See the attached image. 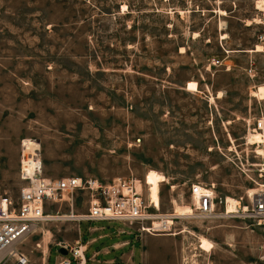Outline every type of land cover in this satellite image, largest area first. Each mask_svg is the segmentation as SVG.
<instances>
[{"label": "rangeland", "instance_id": "rangeland-1", "mask_svg": "<svg viewBox=\"0 0 264 264\" xmlns=\"http://www.w3.org/2000/svg\"><path fill=\"white\" fill-rule=\"evenodd\" d=\"M258 1L0 0V193L16 201L26 187L21 151H39L47 179L134 178L146 199L156 182L159 212L178 217L154 235L174 236L128 227L145 240L108 249L105 263L88 261L94 244L86 264H264V224L175 211L190 207L191 184L246 206L264 180V132L250 143L264 123V96L253 95L264 92V52L252 53L264 32ZM88 199L73 191L45 204L47 221L16 245L27 264H54L61 246L106 226L81 223L80 240L76 221H49L71 205L86 213Z\"/></svg>", "mask_w": 264, "mask_h": 264}, {"label": "built area", "instance_id": "built-area-1", "mask_svg": "<svg viewBox=\"0 0 264 264\" xmlns=\"http://www.w3.org/2000/svg\"><path fill=\"white\" fill-rule=\"evenodd\" d=\"M260 26H264L263 21ZM256 38L260 47L264 48V32ZM215 65L228 70V66L222 61L216 60ZM246 72L252 73L251 67ZM257 130L264 132V123L261 125L260 121L257 122L254 131ZM24 158V153L21 151L19 178L26 183V187L20 190L16 201L0 193V262L26 264L27 259L16 252V245L32 232L34 223L48 219L44 211L46 203L62 202L68 193L73 191L88 193V207L86 213L73 215L71 205V213L66 219H72L77 223L116 222L127 225L132 231L148 235L171 233L173 223L178 216L174 213L161 214L158 203L141 195L136 179H116L108 185L75 176L52 180L43 176L39 152L31 155L33 162L29 171L23 163ZM189 195L190 213L184 217L210 219L235 216L243 221L252 222L256 227L264 224V180L258 184L257 191L249 197L246 206L239 205L231 214L227 213L225 199L218 203L213 186L191 184ZM239 201L241 203L242 199ZM61 247L67 251L71 260L67 258V255L60 254L61 261L58 264L73 262L86 264L87 259L81 249L80 241H76L73 247Z\"/></svg>", "mask_w": 264, "mask_h": 264}, {"label": "crops", "instance_id": "crops-1", "mask_svg": "<svg viewBox=\"0 0 264 264\" xmlns=\"http://www.w3.org/2000/svg\"><path fill=\"white\" fill-rule=\"evenodd\" d=\"M256 50V49H255ZM244 53H251V51L248 49L246 51H244ZM219 92H216L215 94V102L222 100L223 97H218L217 94ZM222 93V92H220ZM19 177V175H18ZM97 223H106V226H102V227H91L88 228V240H86V244L82 245V241H81V246H84V255L87 253V251L89 250V248L94 245V244H99L100 247H97L94 252L92 253V255L90 256V258H88V261H97L100 263H105L109 260L108 258V253L105 252L108 249H110L109 251L112 254H116L117 252H119L118 254H120L121 252H123L126 248H131L132 250H134V244L137 241H143L145 240L143 238V235H134V232L129 231V228L127 225H122L120 223H116V222H97ZM81 223H78V232H79V239H81L80 237V230H79V225ZM95 234V235H94ZM94 235V236H93ZM133 236V239H130L129 237ZM152 236H174V235H152ZM147 242H151L149 241V239H146ZM148 245V244H147ZM61 261V258H57L54 264H58ZM2 263V262H1ZM0 263V264H1ZM99 263V264H100ZM48 264V262H47Z\"/></svg>", "mask_w": 264, "mask_h": 264}, {"label": "bare ground", "instance_id": "bare-ground-1", "mask_svg": "<svg viewBox=\"0 0 264 264\" xmlns=\"http://www.w3.org/2000/svg\"><path fill=\"white\" fill-rule=\"evenodd\" d=\"M256 6H257V10H259L260 11V13L261 12H263L264 13V0H260V1H258L257 3H256ZM219 14H220V16H224L225 15V13L224 12H221V11H219ZM256 21V20H255ZM254 21V22H255ZM258 21V20H257ZM260 22V24H262V21L260 20L259 21ZM226 38V37H225ZM262 52H264V50L260 47V46H257L256 47V50H254V51H252V53H262ZM254 95V97H258V98H260V97H262V96H264V92L262 91V89H260L259 90V92L257 93H254L253 94ZM261 125H262V123H261ZM261 140H262V137H261V134L257 131V132H255V134L254 135H252L251 137H250V143H252V144H255V143H261ZM23 147V141H22V143H21V148ZM38 152L39 151H35L34 153H32V154H30V155H27V156H24L25 158H24V160H23V163L27 166V168H26V170L27 171H29L30 170V167H31V165H32V159H31V155H36V154H38ZM258 153L259 154H262V151L259 149L258 150ZM26 159H28L29 161H30V163H28V164H26L25 163V160ZM147 178H148V174H147V176H146ZM146 182H148V180L146 181ZM150 182V181H149ZM140 182L139 181H137V187H138V189L140 190V187H141V185L139 184ZM146 187H147V195H148V198L150 199V200H152V201H154V202H156V203H158L159 204V186H158V184L156 183V182H153V183H151L150 184V186L149 185H147V183H146ZM249 194L252 196L253 194H254V192L253 191H250L249 192ZM225 208H226V210H227V213L228 214H231V213H233L236 209H237V207L240 205L241 207H244V206H242V204L240 203V201L239 200H233V199H230V198H225ZM176 210V213H177V215H179V216H187L189 213H190V207L189 206H184V207H178V206H176V208H175ZM46 215V214H45ZM58 221V220H66V218H62V219H58V218H50L49 219V221ZM41 221H47V219L46 220H41ZM37 225V224H36ZM36 225H34V227H36ZM34 229V228H33ZM166 235H169V234H166ZM17 248H15V250H16ZM81 249L82 250H84V246H82L81 247ZM16 252H19L18 250H16ZM1 263V262H0ZM5 262H2L1 264H4ZM27 264V263H26Z\"/></svg>", "mask_w": 264, "mask_h": 264}, {"label": "water", "instance_id": "water-1", "mask_svg": "<svg viewBox=\"0 0 264 264\" xmlns=\"http://www.w3.org/2000/svg\"><path fill=\"white\" fill-rule=\"evenodd\" d=\"M59 252H60L62 255H67V251H66L64 248H60V249H59Z\"/></svg>", "mask_w": 264, "mask_h": 264}]
</instances>
